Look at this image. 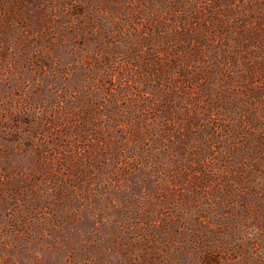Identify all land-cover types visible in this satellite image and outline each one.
I'll use <instances>...</instances> for the list:
<instances>
[{"label": "rangeland", "instance_id": "obj_1", "mask_svg": "<svg viewBox=\"0 0 264 264\" xmlns=\"http://www.w3.org/2000/svg\"><path fill=\"white\" fill-rule=\"evenodd\" d=\"M0 264H264V0H0Z\"/></svg>", "mask_w": 264, "mask_h": 264}]
</instances>
